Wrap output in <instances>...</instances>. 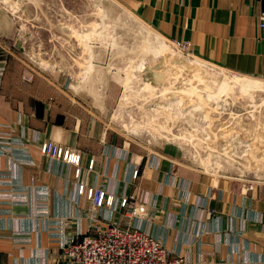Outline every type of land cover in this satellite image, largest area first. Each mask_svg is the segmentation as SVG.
Masks as SVG:
<instances>
[{
  "label": "rangeland",
  "instance_id": "1",
  "mask_svg": "<svg viewBox=\"0 0 264 264\" xmlns=\"http://www.w3.org/2000/svg\"><path fill=\"white\" fill-rule=\"evenodd\" d=\"M0 7L7 25L0 94L14 107L99 131L136 155L164 156L188 176L247 189L264 182V86L240 87L264 77L163 37L128 0H0ZM123 197L147 205L134 193Z\"/></svg>",
  "mask_w": 264,
  "mask_h": 264
},
{
  "label": "crops",
  "instance_id": "2",
  "mask_svg": "<svg viewBox=\"0 0 264 264\" xmlns=\"http://www.w3.org/2000/svg\"><path fill=\"white\" fill-rule=\"evenodd\" d=\"M128 1L154 30L186 42L197 56L264 77V29L258 26L264 0ZM6 27L2 17L0 29ZM22 110L0 94V134L9 141L7 150L0 148V264H65L62 243L89 229L79 183L101 186L116 199L145 197L151 220L117 210V221L157 237L190 264H264V182L247 189L205 174L188 176L164 156L136 155L112 139L104 142L99 131ZM43 142L79 154V164L43 155Z\"/></svg>",
  "mask_w": 264,
  "mask_h": 264
},
{
  "label": "built area",
  "instance_id": "3",
  "mask_svg": "<svg viewBox=\"0 0 264 264\" xmlns=\"http://www.w3.org/2000/svg\"><path fill=\"white\" fill-rule=\"evenodd\" d=\"M258 26L264 29V12L258 17ZM3 139L0 134V148L7 150L9 141ZM40 151L49 158L76 166L79 164V154L50 142H43ZM89 167H92V162ZM80 174L77 168L75 176ZM78 192L85 194L88 201L83 211L89 221V229L78 240L62 243L65 264H190L180 255H171L162 240L129 223L123 226L115 218L118 210L126 216L151 220L153 215L146 211L145 204L128 197L116 199L103 188H87L83 183L78 184Z\"/></svg>",
  "mask_w": 264,
  "mask_h": 264
},
{
  "label": "bare ground",
  "instance_id": "4",
  "mask_svg": "<svg viewBox=\"0 0 264 264\" xmlns=\"http://www.w3.org/2000/svg\"><path fill=\"white\" fill-rule=\"evenodd\" d=\"M164 46V45H163ZM192 61V60H191ZM190 61V62H191ZM198 62V61H197ZM204 67H206V66H204ZM248 82H246L245 80H242L241 82H240V87H241V89L243 90V91H247V90H252V89H254V88H257V87H260V86H264V82H255V84H249ZM196 104V103H195ZM198 104V103H197Z\"/></svg>",
  "mask_w": 264,
  "mask_h": 264
}]
</instances>
